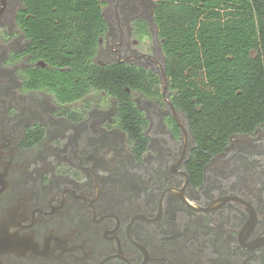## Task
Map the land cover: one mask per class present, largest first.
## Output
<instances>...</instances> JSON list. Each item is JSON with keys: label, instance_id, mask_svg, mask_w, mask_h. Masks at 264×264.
Segmentation results:
<instances>
[{"label": "flooded vegetation", "instance_id": "1", "mask_svg": "<svg viewBox=\"0 0 264 264\" xmlns=\"http://www.w3.org/2000/svg\"><path fill=\"white\" fill-rule=\"evenodd\" d=\"M157 7L102 0L105 31L78 66L71 36L35 41L24 0L1 1L0 264H264V122L202 149ZM90 66L157 83L114 93Z\"/></svg>", "mask_w": 264, "mask_h": 264}, {"label": "trees", "instance_id": "2", "mask_svg": "<svg viewBox=\"0 0 264 264\" xmlns=\"http://www.w3.org/2000/svg\"><path fill=\"white\" fill-rule=\"evenodd\" d=\"M101 1L24 0L23 12L34 15L26 24L29 35L35 41L43 32L45 37L71 36L68 48L74 52V65L80 66L92 59L105 31ZM156 1L172 88L185 102L198 144L208 155L215 154L230 136L264 122V0ZM52 13L59 16L54 19ZM93 67L91 85L114 93L126 86L150 93L157 83L140 72L130 80L129 69L115 67L102 74ZM195 98L201 111L191 103ZM123 107L124 117L140 122L131 104Z\"/></svg>", "mask_w": 264, "mask_h": 264}, {"label": "water", "instance_id": "3", "mask_svg": "<svg viewBox=\"0 0 264 264\" xmlns=\"http://www.w3.org/2000/svg\"><path fill=\"white\" fill-rule=\"evenodd\" d=\"M1 1H2V0H1ZM163 78H164V84H167L166 74H163Z\"/></svg>", "mask_w": 264, "mask_h": 264}, {"label": "built area", "instance_id": "4", "mask_svg": "<svg viewBox=\"0 0 264 264\" xmlns=\"http://www.w3.org/2000/svg\"><path fill=\"white\" fill-rule=\"evenodd\" d=\"M0 7H1V0H0Z\"/></svg>", "mask_w": 264, "mask_h": 264}]
</instances>
